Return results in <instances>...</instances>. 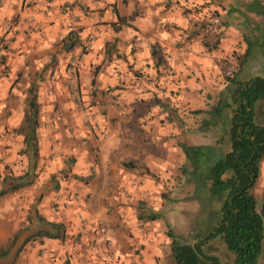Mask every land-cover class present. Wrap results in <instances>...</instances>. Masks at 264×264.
Wrapping results in <instances>:
<instances>
[{
	"label": "crops",
	"instance_id": "0c3cea01",
	"mask_svg": "<svg viewBox=\"0 0 264 264\" xmlns=\"http://www.w3.org/2000/svg\"><path fill=\"white\" fill-rule=\"evenodd\" d=\"M103 1L100 18H90L75 0H0V35L10 42L3 58L6 69L0 66V165H11L19 185L9 195L28 196V205H37L38 230H47L46 222L63 223L66 240L73 235L81 240L73 264H130L138 256L139 264H171L164 228L155 223L163 216L151 209L140 214L135 203L162 196L153 174L160 171L167 177L182 166L183 144L173 145L171 129L132 130L122 109L129 96L119 94L117 88L123 76L145 71L149 80L159 83V90L172 89L176 79L182 92L191 96V88L201 87L198 78L206 84L210 72L240 73V81L264 76V0H228L223 22L227 32L209 50L201 38L186 41L184 31L179 34L174 26L168 27L173 20L159 14V0ZM213 3L223 5L219 0ZM117 12L128 19L118 31L112 26L118 21ZM135 13L134 19L129 18ZM73 32L80 44L71 50L67 42ZM248 39L256 42L258 50L252 47L241 67L238 58L246 53ZM88 44L90 50L84 53ZM226 56H236L237 65L222 63ZM209 60L215 69L208 67ZM32 84L38 86L41 105L36 162L18 133ZM76 90L98 113L100 127L95 135L85 130L76 109ZM165 94L169 104L173 98ZM147 110L141 109L140 115ZM211 129L198 128V132ZM56 178L60 186H55ZM152 214L160 218L139 219ZM140 248L143 257L136 253Z\"/></svg>",
	"mask_w": 264,
	"mask_h": 264
},
{
	"label": "rangeland",
	"instance_id": "374dc122",
	"mask_svg": "<svg viewBox=\"0 0 264 264\" xmlns=\"http://www.w3.org/2000/svg\"><path fill=\"white\" fill-rule=\"evenodd\" d=\"M213 1L159 0L157 4L159 5V14L164 18H172L173 22L171 24L168 23L167 26H171L172 28L174 26L173 29L177 33L179 31L181 33L183 31L191 32L195 30V25L198 22H209L208 35L212 42H214V38L217 39L218 37L216 34L222 36L224 32H227V28L224 27L223 22L228 17L225 8L229 3L227 2L228 0H219V2L223 3L220 6L217 3L214 4ZM183 20L184 23H182ZM246 29H249V27ZM251 42L253 44L252 47L258 50V47L255 48L254 46L256 42L254 40ZM247 45L249 46V44ZM236 59V56H226V59L222 63L236 66ZM213 64L214 62L209 60L208 67L215 69L212 66ZM262 74L264 75V73ZM225 77L224 72H219L217 76L213 72H210V81L206 84L201 81V78H198L197 81L198 84H201V87L196 90L191 88L194 92L192 96L190 92L188 94L182 92L181 82L177 83L176 79L173 81L172 89L168 87L167 89L161 88L162 90H159V83L157 84L156 81L149 80L150 74L146 71L141 74L134 72L131 76H123V79L120 81L121 85L117 88L119 94L125 93L129 96V101L126 105H123L124 108H121L124 114L127 115L128 121H131L132 125L130 128L132 130L138 131V129L145 127L166 131L171 129L173 130V145L180 147L183 144L187 147H197L191 150L192 155L197 157L196 160L189 159L187 153L183 150L185 157L184 164L177 170L174 169L171 175L163 177L160 171L158 174H153L154 178L159 182V187H156V189L158 188V193L162 196H154L151 201H147L146 199L138 200L135 203L136 208L141 210L140 214H148L149 209L155 213H161L163 218L155 223L158 229L164 228L170 247L172 240L168 236L169 232H173L175 236H179L185 243L194 244L195 242H203L214 232L221 222L218 211L222 205V201L219 200L217 195L212 193L210 189L211 182L208 176L214 164L224 157L226 151L223 150L229 146L226 140L221 139L222 132H213L214 129L212 128L210 132L202 134L198 132V128L205 129L206 131L209 130V126L202 127L206 119H209L210 123L214 119L218 120L219 123L221 122V118L215 116V109L219 103L221 94L225 91V86H223V83H226ZM139 79H141L140 83H135V80ZM161 91L162 93H160ZM165 93L168 94V97L172 96L173 98L169 104L165 102ZM187 98L190 99L188 103ZM89 103L84 100L87 111L89 110L95 117L96 131H98L100 127L98 113L92 110V102ZM166 105L167 110H165ZM257 106L256 122L264 126V101L259 102ZM141 109L148 110L140 115ZM79 115L83 119L82 115ZM85 130L88 132L86 127ZM185 132H188V136ZM88 133L92 135L96 134V132L94 134ZM167 139L171 140L170 138H163V140ZM211 145H213V149H209ZM13 173L14 169L11 165L5 162L0 165V194L3 191L12 190L16 186H19L14 181L16 177ZM9 177L12 178L10 181L7 180ZM54 182L55 186L58 184L60 186L58 178ZM10 193L0 195V249L7 248L13 238L19 233L20 237L17 245L12 250V254L4 259L3 263L66 264L69 262L73 264L72 258L77 250V244H80L81 240L79 238L75 240L76 235H73L61 244L60 241H42L36 238L35 234L39 226H41V222L36 215L37 205L32 204L29 206L28 196H10ZM255 195L259 209H264V160L261 163V173L255 186ZM59 207L60 205L58 204L54 205L57 212L61 210V207L58 209ZM141 250V248L138 249L137 255L140 254L142 256ZM203 250L207 256L218 258L221 264L234 263L235 255L228 250L225 242L220 237L206 242ZM170 260L172 261L171 264H174L172 255ZM258 264H264V245Z\"/></svg>",
	"mask_w": 264,
	"mask_h": 264
},
{
	"label": "trees",
	"instance_id": "16d2710c",
	"mask_svg": "<svg viewBox=\"0 0 264 264\" xmlns=\"http://www.w3.org/2000/svg\"><path fill=\"white\" fill-rule=\"evenodd\" d=\"M136 16L135 13L129 18L134 19ZM117 19L118 21L112 26L118 31L127 23L128 19L121 17L118 12ZM208 24L207 21L198 22L195 25V30L183 33L185 40L195 41L201 38V43L208 50L214 45L217 46L221 36L216 34L218 37L215 44L211 43ZM79 44L78 33L70 34L67 42L68 46H72L70 49L73 50ZM247 44L249 46L246 53L238 58L241 67L250 58L252 42L248 39ZM239 75L240 73H235L233 76L225 78L227 86L215 109V116L221 118V122L214 119L210 123L209 119H206L202 125V127H212L219 133L222 132L221 139L226 140L230 149L223 158L214 164L208 176L212 193L222 201L221 222L214 232L203 242L197 244L185 243L179 236L169 232L174 264H201L203 260L221 264L218 258L207 256L203 250L206 242L217 237L222 238L228 250L235 255L233 264H258L263 253L264 209L261 210L258 207L255 186L261 173V163L264 160V126L256 122V106L259 102L264 101V76L240 81ZM38 91V86L32 84L26 99L25 118L18 129L19 135L24 138L25 144L31 149L35 162L40 155L37 130L40 123L41 105L38 101ZM211 112L213 111L211 110ZM182 146L188 158L196 160L197 157L192 155L191 150L197 147ZM209 149H213V147L210 146ZM12 191H3L0 195H6ZM159 218L158 214L139 217V219L147 221H155ZM46 225L49 228L47 230L39 229L35 234L36 238L42 241L44 239L66 240L67 229L63 223L46 222ZM19 237L20 233L13 238L7 248L0 249V264H4L3 260L12 254Z\"/></svg>",
	"mask_w": 264,
	"mask_h": 264
},
{
	"label": "built area",
	"instance_id": "2783aa9c",
	"mask_svg": "<svg viewBox=\"0 0 264 264\" xmlns=\"http://www.w3.org/2000/svg\"><path fill=\"white\" fill-rule=\"evenodd\" d=\"M75 3L78 5L80 11L84 16L90 17V18H100L101 12L103 11V0H75ZM69 8H65V11L68 12ZM9 40L4 36L0 35V66L2 68L6 69L4 64V55L9 47ZM90 50V44L84 47V53L89 52ZM75 106L79 114L82 115V118L85 123V127L90 133L96 132V125H95V117L93 114L85 107L84 105V99L79 92V90L75 91ZM82 222H86V217L84 214L79 215ZM140 255V254H139ZM135 261H132L130 264H139L140 262V256H138Z\"/></svg>",
	"mask_w": 264,
	"mask_h": 264
}]
</instances>
